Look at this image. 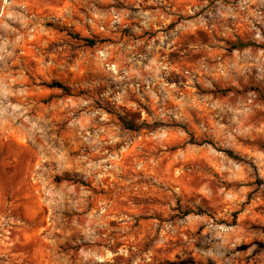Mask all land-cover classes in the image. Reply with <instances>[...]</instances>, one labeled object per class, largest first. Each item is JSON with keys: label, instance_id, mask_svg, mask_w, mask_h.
I'll return each mask as SVG.
<instances>
[{"label": "rangeland", "instance_id": "rangeland-1", "mask_svg": "<svg viewBox=\"0 0 264 264\" xmlns=\"http://www.w3.org/2000/svg\"><path fill=\"white\" fill-rule=\"evenodd\" d=\"M0 264H264V0H0Z\"/></svg>", "mask_w": 264, "mask_h": 264}, {"label": "trees", "instance_id": "trees-1", "mask_svg": "<svg viewBox=\"0 0 264 264\" xmlns=\"http://www.w3.org/2000/svg\"><path fill=\"white\" fill-rule=\"evenodd\" d=\"M46 87L49 88V89H60V90H63V91H66V89H67L61 83H57V82H53L51 84H47ZM132 128H133V126L130 125L128 129H132Z\"/></svg>", "mask_w": 264, "mask_h": 264}]
</instances>
